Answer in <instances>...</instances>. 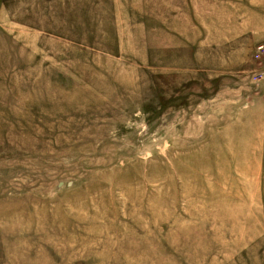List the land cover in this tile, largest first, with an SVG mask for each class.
<instances>
[{"label":"rangeland","instance_id":"374dc122","mask_svg":"<svg viewBox=\"0 0 264 264\" xmlns=\"http://www.w3.org/2000/svg\"><path fill=\"white\" fill-rule=\"evenodd\" d=\"M260 45L264 0H0V264H264Z\"/></svg>","mask_w":264,"mask_h":264},{"label":"crops","instance_id":"0c3cea01","mask_svg":"<svg viewBox=\"0 0 264 264\" xmlns=\"http://www.w3.org/2000/svg\"><path fill=\"white\" fill-rule=\"evenodd\" d=\"M255 104H257L255 106V123H256V130L258 133V145H259V154H260V158L262 160L263 158V152H262V143L260 144L261 140L264 138V103L262 102L261 98H256L255 100ZM258 107V108H257ZM261 149V150H260ZM260 158L258 159V164L259 166L261 165V160Z\"/></svg>","mask_w":264,"mask_h":264},{"label":"built area","instance_id":"2783aa9c","mask_svg":"<svg viewBox=\"0 0 264 264\" xmlns=\"http://www.w3.org/2000/svg\"><path fill=\"white\" fill-rule=\"evenodd\" d=\"M264 56V45H260L259 47H257V50L255 52V58L257 60L262 59V57ZM254 78L256 81H260L261 79H263V75L262 74H255Z\"/></svg>","mask_w":264,"mask_h":264}]
</instances>
